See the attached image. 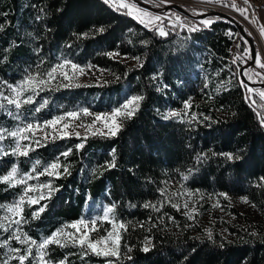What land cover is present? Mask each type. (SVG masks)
I'll return each instance as SVG.
<instances>
[{
  "label": "trees",
  "instance_id": "16d2710c",
  "mask_svg": "<svg viewBox=\"0 0 264 264\" xmlns=\"http://www.w3.org/2000/svg\"><path fill=\"white\" fill-rule=\"evenodd\" d=\"M196 28L168 30L160 36L104 0H0L1 78L20 83L27 75L49 71L62 59L94 64L111 73L101 83L38 89L34 98L20 105V118L75 108L110 109L131 94L143 97L114 136L64 135L42 140L27 155H13L8 147V154L0 157V173L12 164L20 172L45 169L63 158L66 171L39 177L50 182L51 194L47 188L44 199L22 203V227L33 241L46 239L103 202L114 206L113 218L124 224L117 256L97 255L86 245L62 241L44 248L48 260L264 264V230L230 226V239L193 234L176 207L173 183L209 193L242 194L264 212V125L260 123L264 102L256 94L255 103L246 99L247 83L239 76V62L230 58L237 28L222 17ZM110 51L138 58L140 63L121 62ZM183 102L188 103L187 114L164 119L167 108H180ZM16 121L0 107V123L11 128ZM80 144L82 148L77 147ZM66 151L68 155H62ZM21 193L20 183L0 178V204ZM5 231L0 228V258L6 251ZM145 236L150 237L147 252ZM9 242L11 250L18 246L13 238ZM19 245L11 264H21L18 258L25 255L23 264H36L31 253L26 254V244Z\"/></svg>",
  "mask_w": 264,
  "mask_h": 264
},
{
  "label": "rangeland",
  "instance_id": "374dc122",
  "mask_svg": "<svg viewBox=\"0 0 264 264\" xmlns=\"http://www.w3.org/2000/svg\"><path fill=\"white\" fill-rule=\"evenodd\" d=\"M141 1H143L146 4H149L150 6L158 10H153L151 8L140 5L134 2L133 0H109V3L126 13L133 12L137 15V9H139L151 13L152 15H160L162 17V26L165 32H167L168 30L173 31V29L179 30L183 28H189V26H195V27L201 26L203 24L199 23L200 21L204 19L213 20L218 17V16L210 15L202 18H193L192 16H188L187 14H184L178 11L177 9L170 7L169 4L172 3H178L180 6H182L185 10H187L190 14L193 15L201 14L203 12L213 9L214 10L220 9L229 13L240 23V25L245 30L246 34L252 38V41L255 45L254 62L248 67H245L243 69V74L251 82H264V68L259 66L260 64H264V0H247V3H245V0H141ZM133 4L136 6L135 8L131 7ZM121 5H128L129 7H122ZM242 11H244L243 15L241 14ZM177 17L179 18L180 22L185 25L183 28H181L179 25L172 27V22L176 20ZM245 17H247V19ZM143 19L145 20L146 23L149 20L148 17H143ZM159 26H161V21H155V26L151 24L149 25V27L154 28V30L157 33H158L157 27ZM236 28L237 30L233 37L234 43L233 45H231L230 48L231 51L230 58H235L236 60H238L239 68H240L243 64H246L247 61L250 59V46L248 40L244 36H242L237 26ZM238 35L242 37L241 40H243L244 42H241V40H239ZM109 53L112 56L120 59L121 62H126L129 65L140 63L139 60L136 59L135 57H130L124 54H120L117 51H110ZM257 60L259 61V64L255 63V61ZM59 62H56L54 65L58 64ZM76 64L83 67V72H78L75 78L71 80L63 79V77L59 74V70H58V73L54 80H52L48 84L40 85L39 80L46 79V73H48L51 69L42 74H33V76L36 77L35 81H32L28 85H25L22 90L19 87H17V91H20V96L16 97V99H18L20 105H22L23 102L27 100L29 97L34 98L36 96V92L38 89H44L48 87L55 88L57 86H64V85L74 86L78 84L101 83L111 77V73L108 70L96 66L94 64H90V63L87 64L76 63ZM238 73H239V69H238ZM22 82L13 83L0 77V92H3L4 96L6 97L13 98L15 97V93L12 91V87L10 86H19L21 85ZM253 87H256V89H253L249 84H247L248 95L249 97H251V99L249 100L255 102L253 96L256 94L257 96H259L262 102H264V95H262L264 94V86H253ZM248 89H252L253 91L249 92ZM134 95L139 96L138 94H131L127 96V98H130L131 96ZM125 101L126 98L122 101V103L119 106L110 109L92 110L90 108H75L73 110L71 109L60 110L56 113H53L50 116H45L42 114L40 115V117L20 118L18 115L20 106L19 108H16L15 104H8L7 100L0 98V102L5 108L6 114L9 115V112H11L13 113V115H9V116L16 117L17 119V121L15 122V126L9 128V126L4 125L1 122L0 128L11 131L18 127H23L29 123L34 125H40L39 127H34L33 129L23 133V135L27 138L22 139L21 144L22 145L31 144L32 147L38 144L37 141L41 142L44 139H52L64 135L85 136L92 133L110 134L109 133L110 125H106L105 121H95V117L97 115L111 117L112 115L111 110H114L118 107H122V104ZM187 106L188 103L183 102L180 108H167L164 112L166 114L171 112L187 114L188 113ZM82 109H88L91 115H84L83 112L81 111L79 117L77 118H72L67 116L69 112L78 111ZM57 117H64V119L59 120L54 127L51 126L50 121L56 119ZM124 117L125 116L118 117L117 122L120 124ZM93 121H95L94 124ZM5 135L7 138L2 142L4 146V151H6L8 147H10L11 149V147L14 146L15 143V138L11 136H7V133H5ZM56 162L60 164V168L57 169V172L59 174L63 172L65 169L63 158L60 157ZM13 166L17 168L15 164L7 165L6 168L5 166L2 167L0 178H2L3 175L10 172ZM43 170L44 169H40V170L35 169V171H31L32 179H28L26 183H20L22 186V193L18 197L10 199L8 201H4L0 204V228L1 230H6L4 236L2 235V238L6 242V244L3 242L6 251L2 254L0 258L1 261L0 264H11L13 257L18 254V251L17 252L11 251V246L9 245L10 244L9 237L15 239L18 243V246L17 245L14 246V249H20L21 245L19 244H23L20 242V240H24L25 237H27L28 242L24 243L26 244L24 245V248L26 250L29 247L33 248L31 255L34 258L36 264H41L39 258L41 249H39L37 245H39L45 239L35 241L36 242L35 245L31 244V241H33V239L24 232L22 227V217H21L22 204H20V208L17 214L8 212L7 209L10 206H14L15 204H17L20 201L21 196H24V200H28L29 201L28 203H31L30 202L31 199H35L40 196L41 192L43 193L45 192L47 188L35 187L37 185H44L48 183V182H43L39 179L41 175H38V173H41ZM29 172L30 170L26 172H20L19 169L17 168V175L15 179L18 180L25 173H29ZM42 175L50 176L47 173H44ZM262 181L264 183V179ZM11 183H15V181L13 180L11 181ZM29 185L34 186V190L27 192L25 194L24 190ZM173 185H174L173 187H174L176 207L179 209V212L184 216V219L186 221L185 226L193 234H199L208 237H212L215 236V234H219L227 239H230L233 236V232L230 229V226L241 225V226H248L251 230H257V229L264 230V212L260 211L245 195L233 194L225 191L217 192V193H209L199 189L186 188L179 183H173ZM110 206L111 205L109 203L103 202L102 204L95 206V208L89 209L81 218L71 221L67 223L65 226L61 227L64 229V233L68 235L62 234L57 239L60 240V242L74 241L77 240L79 237L83 236L84 234H87L89 242L104 241V238L108 236V233L110 231L113 232L112 240L115 239V236L117 234L119 235V239H120L121 230L124 228V227L121 228L120 225L123 224V222L115 220L111 212L108 213V218L104 219L103 214L105 210L108 209ZM91 218H97V222L94 226L90 223ZM80 219H84L87 222L88 224L87 228L80 226V230L77 231L76 229H72L71 227H68V225H70L71 223H76ZM17 220L20 221L19 224L15 222ZM140 224H142V222H140ZM156 224L154 222L152 223V225L154 226ZM173 224H174L173 225L174 228H176V224L175 223ZM168 225L169 224L165 226ZM1 234L2 233H0V235ZM52 234L50 236H52ZM16 236H19L20 240H17ZM143 242L145 246L149 245L150 237L145 236ZM97 247L99 250L102 251L105 247L111 249L113 247V244L111 241H106L101 244H98ZM116 247H118V245ZM43 253H44L43 260L46 261L47 264H61V261L52 262L48 260L47 257L45 256V249H43Z\"/></svg>",
  "mask_w": 264,
  "mask_h": 264
},
{
  "label": "snow or ice",
  "instance_id": "6c2138e0",
  "mask_svg": "<svg viewBox=\"0 0 264 264\" xmlns=\"http://www.w3.org/2000/svg\"><path fill=\"white\" fill-rule=\"evenodd\" d=\"M104 3H109V0H104ZM245 3H247V0H245ZM122 7H129L128 5H121ZM132 8H135L136 6L133 4L131 6ZM234 7V5H233ZM246 11V10H244ZM244 11H242V15L244 14ZM143 17H148L149 20L146 23L145 20L143 19ZM39 18V17H38ZM137 18L140 19L141 23H145L146 27H149V25H153L155 26V21H161V26L157 27V31L158 34L160 36H166L168 33L164 31V28L162 26V17L160 15H152L151 13H148L146 11L143 10H139L137 9ZM247 19V17H245ZM199 23L203 24V25H208L211 23V20L208 19H204L202 21H200ZM179 25L181 28H183L185 25L183 23L180 22L179 18L177 17L176 20H174L172 22V27H175ZM189 31H196L197 28L195 26H189L188 28ZM99 31H103V28L99 29ZM138 59V58H136ZM256 64H259V61H255ZM260 67L264 68V64H260ZM59 70V74L63 77V79H74L76 74L78 72H83V67L77 65L76 63L69 61L67 59H64L62 61H60L58 64L54 65L51 70L46 73V79H41L39 80V84L40 85H45L50 83L52 80H54L56 78V75L58 73ZM36 77L33 75H27L24 79V81L21 83V85L19 86H10L12 87V91L15 93V97L13 98H9L4 96L3 92H0V98H3L5 100H7L8 104H15L16 108H19L20 106V102L18 99H16V97L20 96V91H17V87H19L21 90L23 89V87L25 85H28L30 82L35 81ZM65 87H68L70 85H64ZM78 86V85H77ZM247 87V85H245ZM249 92L253 91L252 89H248ZM264 95V94H262ZM32 98L29 97L28 100L24 101L25 103L29 102ZM143 99L142 96H131L130 98L126 97V101L122 104V107H118L114 110H111L112 115L111 117L108 116H102V115H97L95 117V121H105L106 125H110L109 126V133L111 135H116L117 131H119L120 128V124L117 122V118L118 117H123V116H127V117H131L134 114L135 111V107L138 106L139 101H141ZM246 99H251V97H246ZM253 103H255L253 101ZM0 107H3L2 104H0ZM81 111L83 112L84 115H91V113L88 111V109H82V110H78V111H73V112H69L67 114V116L72 117V118H77L79 117ZM9 115H13V113L9 112ZM179 115V113L177 112H171L168 113L164 116V119H168L170 116H177ZM64 119V117H57L56 119H53L52 121H50L51 126H55L57 124V122L59 120ZM95 121H93V124L95 123ZM260 123L262 125H264V119H262L260 121ZM40 125H34V124H27L23 127H18L14 130L8 131L7 129H3L0 128V157L7 155L8 153L4 151V146L2 144L3 140H5L7 137L5 135V133H7V136H11L13 138H15V143L14 146L11 147L10 151L13 155H27L28 150L32 147L31 144L28 145H22L21 144V140L22 139H26L27 137H25L23 135V133L33 129L34 127H39ZM67 126V125H65ZM37 143H39V141H37ZM78 148H82L83 144L77 145ZM70 151V150H69ZM62 155L67 156L68 152H64L62 153ZM227 156L228 159H233V154L231 153H226L225 154ZM236 159H239V157L237 156ZM106 165H108L109 167H114V162H105ZM60 168V164L58 162H54L51 163L47 168H45L41 173H38V175H42L44 173L49 174L50 176H54L57 175V169ZM31 171H35V169L30 170L29 173H25L20 179L16 180L15 177L17 175V168L15 166H13L10 170V172H8L7 174L3 175L2 180L4 182H11V181H15V183H26V181L28 179H32L31 176ZM66 171V169H65ZM187 177H185L186 179ZM36 188H40V187H44V188H48L49 192L48 195L51 194V184L50 182L44 185H37L35 186ZM34 190V186L29 185L27 188H25V194L27 192L33 191ZM45 198V194L43 192H41L40 196L35 198V199H31L30 202L31 203H36L38 200L44 199ZM24 200V196H21L20 201L15 204L14 206H10L7 211L11 212L13 214H17L20 208V204L23 203ZM175 207V205H173ZM44 207H46V205L40 207L39 209L36 210V213L34 214H38L39 212H42ZM114 206H110L108 209L105 210L104 212V219L108 218V213L112 211V208ZM145 207H148V205L146 204ZM191 218V217H190ZM17 224L20 223L19 220L15 221ZM97 222V218H91L90 219V223L94 226ZM80 226H83L85 228H87L88 224L84 219H80L78 222L76 223H71L70 225H68V227H71L72 229H76L77 231L80 230ZM121 228L124 227L123 224L120 225ZM18 231V229H17ZM68 235L66 233H64V229H58L56 232H54L52 234V236H50L49 238L45 239L44 241H42L39 245H37V247L39 249H41L40 252V262L41 264H47L46 261L43 260V249L50 243H60V240H58L57 238L60 237L61 235ZM210 235V234H209ZM113 238V232L110 231L108 233V236L106 238H104V241H96V242H89L88 241V237L87 234H84L83 236L79 237L77 240H74L73 243H79V245L81 247H84L85 245L87 246L88 249H90L93 253L97 254V255H105V256H117L118 255V247H116L119 244V235L117 234L115 236V239L112 240ZM17 240H20L19 236H16ZM106 241H111L113 244V247L111 249H109L108 247H105L102 251L98 249L97 245L101 244L103 242ZM21 243H26L28 242V238L25 237L24 240H20ZM32 245H35L36 242L35 241H31ZM221 247H223V245H221ZM149 249L146 246L144 248V251L147 252ZM11 251L13 252H17L19 251V249H12ZM128 251H131V249H128ZM31 253V247H29L26 250V254H30ZM21 262V264H23V261L26 259V255L25 256H20L18 258Z\"/></svg>",
  "mask_w": 264,
  "mask_h": 264
},
{
  "label": "water",
  "instance_id": "95a60500",
  "mask_svg": "<svg viewBox=\"0 0 264 264\" xmlns=\"http://www.w3.org/2000/svg\"><path fill=\"white\" fill-rule=\"evenodd\" d=\"M133 1L138 3V4H140V5H143L145 7L151 8L153 10H158L156 8H153L149 4L144 3L141 0H133ZM169 6L177 9L178 11H180V12H182L184 14H187L188 16H192L193 18H202V17L213 15V16L222 17L224 19H227V20L233 22L238 27L239 32L242 34V36H244L248 40L249 46H250V59L247 61L246 64H243L239 68V75L242 78V80L244 82H246L247 84H249L251 87H253V86H264V82H251L243 74V69L245 67H248L249 65H251L254 62V59H255V45H254V43L252 41V38L249 35L246 34V32L243 29V27L240 25V23L233 16H231L229 13H227V12H225L223 10H220V9H216V10L213 9V10H209V11L203 12L201 14L193 15V14H190L187 10H185L178 3H172V4H169ZM129 15L132 16L133 18H135L138 22H140V19L137 18V15L135 13L129 12Z\"/></svg>",
  "mask_w": 264,
  "mask_h": 264
}]
</instances>
